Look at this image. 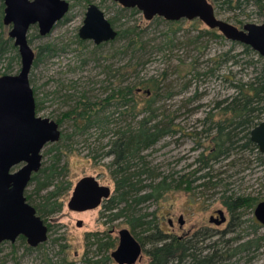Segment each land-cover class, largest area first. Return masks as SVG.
<instances>
[{
	"label": "rangeland",
	"instance_id": "rangeland-1",
	"mask_svg": "<svg viewBox=\"0 0 264 264\" xmlns=\"http://www.w3.org/2000/svg\"><path fill=\"white\" fill-rule=\"evenodd\" d=\"M66 1L70 4L68 14L48 35L40 37L36 26L27 34L28 44L35 54L36 64L31 69L29 84L35 103L40 107L36 115L56 122L67 136L72 133V123L64 115L81 96L102 99L118 83L125 86L148 80L159 82L161 90L155 107L165 120L174 119L177 132L146 151L145 162L154 174L172 176L181 187L174 189L173 186L158 200L141 205L140 213L146 214V221L158 226L167 239L183 237L193 241L199 239L193 236L206 230L205 234L211 239L201 238L203 241H199L198 246H212L211 250L222 256L216 264H264V226L254 217L256 206L264 201V156L257 149L241 155L234 152L228 161L213 167L212 175L219 176L220 185L205 189L197 188L198 183H190L194 176L201 174L197 173L200 167L195 163L198 154L209 147L208 137L201 134L210 125L204 123L205 119L209 118L208 114L215 115L211 116L213 121L221 119V115L215 113V103L231 94L225 78L246 80L254 71H259L260 65L256 63L259 56L255 52L245 55L242 45L212 37L208 34L212 30L199 20L167 22L155 18L146 22L139 12L119 11L111 0ZM90 3L98 6L107 19L116 18L117 31L137 26L136 33H139L142 28L143 52L135 54L131 49L126 50L127 42L121 40L99 46L81 41L78 30ZM214 10L218 19L239 29L245 24L264 22V14L248 4L238 10ZM9 29L3 26L0 37L8 38ZM228 51L237 56L238 65L226 63L217 69L213 60ZM13 55L3 56L0 75ZM250 60L254 66L248 68ZM18 62L13 75L20 69V60ZM211 68L215 70L214 76L193 78ZM144 93L141 91L138 99L142 100ZM168 93L173 96L165 99ZM112 119L109 129L113 131L130 120L119 115ZM262 121L264 119L259 123ZM112 136L111 132L102 135L91 129L67 141L69 148L60 145L61 165L66 166L61 181L69 184L70 190L59 198L61 211L43 220L49 228L47 241L32 252H27V244L18 239L14 243H2L0 264H45L48 260L51 264H116L110 254L117 247L118 232L130 231L125 220L109 222L103 204L83 212L67 207L73 189L83 179H93L99 186L108 188L109 197L113 194L115 184L111 173L114 167L110 165L112 158L105 155ZM49 146L44 147L41 154ZM42 164H49V156L43 157ZM32 191V186L27 188L28 193ZM228 197L242 198L244 202L250 200V205L230 211L224 203ZM217 211H222L225 217V223L220 226L209 223L210 216ZM180 217L184 221L181 227L177 222ZM145 235L144 231L138 233L139 241H143L139 242L142 253L136 264L152 261L149 256L152 240Z\"/></svg>",
	"mask_w": 264,
	"mask_h": 264
},
{
	"label": "trees",
	"instance_id": "trees-1",
	"mask_svg": "<svg viewBox=\"0 0 264 264\" xmlns=\"http://www.w3.org/2000/svg\"><path fill=\"white\" fill-rule=\"evenodd\" d=\"M208 1L214 9L219 11L238 10L241 6L248 4L255 7L259 13L264 14V0ZM117 7L121 12L138 13L136 9H123L119 5ZM3 9L0 0V29L4 26L2 22ZM115 20L116 18L108 19L114 30H116ZM136 29H138L137 26L116 30L117 36L110 43L118 40L126 41V50L131 49L135 54L143 52L145 47L141 37L143 29L140 28L139 33H136ZM210 32L208 34L214 38H224L216 30ZM9 53H14V55L0 76L13 75L14 66L19 63V56L11 39L0 37V61L4 55ZM243 53L250 55L253 54V51L249 47L243 46ZM236 58V55L228 51L213 61L215 67L219 69L226 63L237 66L239 62ZM256 61L260 65L259 71L253 70L254 72L246 80H233V77L225 78L229 82L231 94L216 102L214 106L215 113L221 115V119L213 121L211 116L215 115L211 114H208L209 118L205 119L204 123L209 122L210 125L206 130H202L201 134L205 133L208 137L209 147L200 152L195 160V163L200 167L197 173L201 174L194 176L190 181L191 184L198 183L197 188L208 189L220 185L222 180L219 179V176L212 175L213 167L228 161L234 152L241 155L253 149L258 150L249 138L251 129L264 119V60L259 56ZM35 64L34 60L32 69ZM253 66V60L247 62L248 68ZM214 72V68H211L202 74H195L193 78L214 76ZM114 76V73L110 74V77ZM159 90H161L159 82L153 80L125 86H120L118 83L117 86L109 89V93L102 99H92L83 95L74 101V105L64 115L72 123V133L64 136L61 132L60 140L55 144H49V149L42 154V159L44 156H49V164L43 166L41 162L40 170L32 175L28 184V187H33V191L28 193L26 189L24 195L27 203L35 209L36 214L42 220H47L59 213L62 208L61 203L58 202L59 198L70 190V185L61 181L66 173V166L61 165L60 145L69 148L67 141H71L74 136L87 134L91 129H95L98 134L102 135L111 132L113 136L108 142L105 155L112 158L110 165L114 167L111 174L115 188L113 194L103 201L102 208L105 217L109 222L125 220L126 225L130 226L131 234L138 242L143 241V239L139 241L138 233L142 231L146 233L144 237H149L153 244L149 254L152 260L151 264H180V261L185 258H187V264H193L195 248H192L191 241L180 242L176 238L167 239L158 226L153 225L152 221H146L147 215L141 214L139 209L141 205L151 200H158L161 194L170 190L171 187L174 186V189L181 187L177 179L173 180L172 176L160 177V175L154 174L145 162L144 153L146 151L152 149L168 135L177 132L175 130L177 126L173 123L174 119L165 120L166 118L158 113L159 108L155 107L158 102L156 99L159 97ZM141 91H145L142 100L138 99V94ZM172 96L173 94L168 93L164 98L170 99ZM39 109V105L35 103V112L37 113ZM115 115L130 120H127L128 123L125 126L113 131V129H109V126L113 125L112 118ZM121 122L123 121L121 120ZM199 146L197 145V147ZM225 187L227 186L225 185ZM42 193L44 194L40 195ZM224 203L230 211H235L249 206L250 200L244 202L242 198L228 197ZM149 232L151 233L147 236ZM86 239L89 241V237ZM18 240L26 245L24 238L19 237ZM42 245L34 249L27 246L26 251H37ZM245 247L243 246V249ZM217 257L219 256L215 254V264L218 259H221ZM45 264L51 263L48 260L45 261ZM197 264H203V261L197 260Z\"/></svg>",
	"mask_w": 264,
	"mask_h": 264
},
{
	"label": "water",
	"instance_id": "water-1",
	"mask_svg": "<svg viewBox=\"0 0 264 264\" xmlns=\"http://www.w3.org/2000/svg\"><path fill=\"white\" fill-rule=\"evenodd\" d=\"M123 9H136L146 22L162 18L167 22L199 20L207 29L216 30L226 41L249 47L264 60V22L245 24L237 28L215 16L208 0H111ZM3 25L10 27L12 40L20 60L15 75L0 76V245L14 243L19 237L30 248H37L48 238V228L27 203L25 190L33 174L41 168L42 150L60 140L61 131L56 122L41 118L35 112V100L29 76L35 54L28 44L27 34L36 26L38 35L45 37L64 19L70 10L66 0H1ZM113 29L104 13L89 4L78 37L95 46L115 40ZM250 141L264 156V121L249 132ZM264 163V160H263ZM108 188L93 179H83L75 186L67 207L72 211L92 210L102 199L109 198ZM89 201L85 208L77 207L80 200ZM210 223L219 226L225 222L222 211ZM254 217L264 226V201L255 210ZM178 225L184 224L182 217ZM80 226V223H78ZM140 243L127 229L118 232V244L110 257L116 264H136L141 259Z\"/></svg>",
	"mask_w": 264,
	"mask_h": 264
},
{
	"label": "flooded vegetation",
	"instance_id": "flooded-vegetation-1",
	"mask_svg": "<svg viewBox=\"0 0 264 264\" xmlns=\"http://www.w3.org/2000/svg\"><path fill=\"white\" fill-rule=\"evenodd\" d=\"M90 4H92V3H90ZM89 5V4H88ZM88 7V6H87ZM98 7V6H97ZM87 10V9H86ZM81 41H83V40H81ZM85 42H91V41H89V40H85ZM74 190V189H73ZM105 200H107V199H102L101 200V202H100V204H99V206L98 207H100L102 204H103V201H105ZM89 201H87L86 200V198H84L83 200H80V204H78L77 205V207H80V208H85L86 207V205H87V203H88ZM85 211H87V210H85ZM81 212H83V211H81ZM211 217H213L214 219H216V218H218V216H217V213L215 212L213 215H211L210 216V218ZM210 218H209V220H210ZM209 223H210V221H209ZM225 223V222H224ZM170 224V226H172L171 225V223H169ZM210 224H213L214 225V223H210ZM222 225V224H221ZM220 226V225H219ZM206 233V230L204 231V232H201V235H197V236H193L192 238H199V239H194L193 241L192 240H190L191 241V246H192V248H195V250L193 251V254L195 255V258H194V261H193V264H197V260L199 261V260H202L203 261V264H215V258H214V255L216 254L217 255V253L216 252H214V251H212L211 250V248H212V246H207V247H203V248H199V246H198V243H201V242H199V241H209V239H211V236L210 235H207V234H205ZM203 240H202V239ZM178 240L180 241V242H185V241H188L187 239H185V238H183V237H180V238H178ZM195 243V244H194ZM197 243V244H196ZM192 253V252H191ZM218 256V255H217ZM205 257L207 258L206 260H205ZM217 258H222V256H219V257H217ZM218 261H219V259H218ZM180 264H187V258H185V259H182L181 261H180Z\"/></svg>",
	"mask_w": 264,
	"mask_h": 264
}]
</instances>
